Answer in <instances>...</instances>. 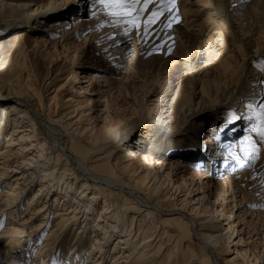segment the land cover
Masks as SVG:
<instances>
[{
	"label": "bare ground",
	"instance_id": "1",
	"mask_svg": "<svg viewBox=\"0 0 264 264\" xmlns=\"http://www.w3.org/2000/svg\"><path fill=\"white\" fill-rule=\"evenodd\" d=\"M58 1L0 0V97L5 98L0 100V260L7 264H264L263 251L248 253L250 238L258 234L256 238L262 240L264 233L244 230L246 222L241 218L247 213L264 222L259 177L264 172V141L256 131L258 120L247 118L248 104L256 110L264 104L260 90L264 85L259 82L264 73L255 66L264 60V20L257 5L252 0H212V8L180 6L176 23L200 37L208 31L192 66L188 62L189 74L201 70V80L189 89L170 88L166 109L155 116L149 104L147 115L138 120L165 127L166 112L175 109L170 118L177 117V125L178 117L226 103L220 107L225 108L222 117L210 118L206 147L193 136L183 143L169 142L172 148L165 151L167 142L160 136L146 137L148 147L121 148L136 116L124 119L121 126L103 120L105 107L98 106L108 100L101 87L95 84L90 91L92 82L87 78L81 80L87 85L71 84L72 75L90 77L76 65L102 69L100 61H104L124 70L125 61L145 50L141 39L132 32L108 43L95 42L100 44L99 53L85 52V60L71 62L73 69L67 70L68 59L62 53H71L70 59L78 53L71 50L70 38L94 41L104 29L112 33L121 28L106 23L103 13L91 16L92 0H79L73 7L68 0ZM81 14L91 20H83ZM101 23L110 26L98 28ZM123 42L129 45L121 46ZM115 45L120 47L110 48ZM131 46L133 54L115 58L118 51L130 52ZM107 79L109 86L116 87L113 77ZM232 115L241 119L231 120ZM249 139L259 148L255 162L244 154ZM173 150L176 154L170 156ZM229 151L253 166L241 167ZM200 176L206 180L201 182ZM247 193L253 201L246 200ZM228 251L233 254L225 255Z\"/></svg>",
	"mask_w": 264,
	"mask_h": 264
},
{
	"label": "rangeland",
	"instance_id": "2",
	"mask_svg": "<svg viewBox=\"0 0 264 264\" xmlns=\"http://www.w3.org/2000/svg\"><path fill=\"white\" fill-rule=\"evenodd\" d=\"M60 1L61 0H59L58 2ZM78 1L79 0H68L67 4L69 3L73 7L78 3ZM210 1L212 0H177L176 7L175 9H173L174 15L180 18V15L176 14L178 13L180 6L183 5L185 8L190 7L191 9H195V7L201 8L202 6L200 4L207 5L209 6V8H212L209 4ZM231 3L234 4L233 1ZM253 4L257 5V8L259 9V18L261 21H263L264 0H252V5ZM152 6V9L157 7V5ZM84 8L88 12L89 8L87 7V5H85ZM152 9H150V11H152ZM204 12L205 11H203L202 14ZM81 17L83 18V20H91V18L87 14H81ZM46 24L44 25V27L46 26ZM172 25L173 26H171L170 29L167 30V35L161 33L162 38L160 40H157V44L163 43L164 46L166 43H168L166 47L163 46L158 51H154L152 49L153 43H148L147 45L149 47H147L146 44L144 46V43L140 40L139 44L141 43L145 50H143L142 52H138V55L136 57L130 58L125 61V65L121 67V69L124 67V70L122 71L112 63H105L104 61H100V64H102V69H97L96 67L77 68V66L79 65H76L75 69L82 73L84 70V73L90 74V77H81V79H79L74 78V75H72L71 84L73 83L77 87L87 85V82H81L83 78H87L92 82L88 88L90 91H92L93 86L96 84L101 87L100 92L106 94V99L108 101H103L102 104L98 106L100 108L105 107V111L100 117L101 119L103 118V120L118 122L121 126V124H124V119L128 120L129 117L136 116L129 122V129L125 135V139L123 140L121 148L130 147L134 150H137L136 146L148 147V142L150 140L146 141V137L149 136L151 137V140L158 138V136L165 138V143L167 142L165 151H169L172 148L170 146H167L169 145V142H176L182 140L181 143H183L188 139H192L193 136H196L198 138V142L202 144V147H206L210 143L207 140V134L209 133H207V130H209L208 125L210 118L212 116L222 117V110L224 111L225 108L220 109V107H222L226 102L218 103L221 104L220 107L215 105V107L209 106L198 111L196 114H188L183 118L178 117L179 123L177 125H174V120L177 117L170 118L172 113H174L175 109H173L171 113H168V111L166 112V114H169V118L166 117L168 125H166L165 127L161 126V124L158 125V128L151 127L152 125L149 122H145V119L144 121L138 120L141 117H145L144 115H147V106L149 104L153 105L152 114L155 116L156 114L161 113L162 109L165 110V98L168 99L167 94H169L168 90L170 88L179 87L189 89L190 87H192V85L198 84L201 80V70L191 72V74H189V72L187 71L189 70L188 62L189 64H191L190 62L194 63L196 50L202 45L200 41L205 43L204 40H206L205 38L208 36V31L204 32L206 35L200 37L199 35L195 34L192 30H188V28H185L183 25H179L176 22ZM104 26L107 27L110 25ZM105 30L106 29H104L103 34L98 35V37H96L94 41H92V39L90 41L85 39H76L75 37L70 38L67 41L70 42L69 46L71 47V50L73 51L74 49H76L78 52L77 55L79 54V56L76 55L75 59H70L71 53H62L66 57V59H68L67 70L73 69L71 68V62L85 60V52L88 55H95V53H99L100 44H96L95 42L108 43L111 40H117L124 35L123 32H121V29L118 32L116 30H111L112 33H104ZM251 30L255 32L252 26ZM82 37L85 38V35H82ZM215 38L216 37L213 36L211 40L215 41ZM120 45L127 46L129 45V42H123ZM120 45L111 46L110 48L113 49L117 46L120 47ZM143 47L142 49H144ZM169 47H171L172 49L171 52L168 51ZM57 48L58 50H60L62 47L58 46ZM133 48L134 47L131 46V51H127L126 53H122L123 51H118V54L115 56V58L117 59L120 55L124 54H128V56H130L131 54H133ZM63 55H61L60 57L58 56V59H61ZM182 56H185L186 59L189 60H185V58H183ZM202 64H204L203 61L200 62V65ZM190 66H192V64ZM193 71H195V68L193 69ZM113 74H117L119 76H114ZM107 76L113 77L115 79L114 82L117 84L116 87L114 85L109 86L110 82L107 79ZM260 90H262L264 93V88L261 87ZM152 92H154L153 95ZM89 96L93 98L92 94H89ZM221 96L222 95H219L218 98ZM0 100L5 102V98L3 97H0ZM94 102L97 105V102L95 100ZM226 106H228V104ZM200 121L204 122V124L207 123V125L197 126V123ZM97 122H102V120L99 119ZM149 130H152L151 134H149ZM203 137H205V139L201 142ZM170 154V156H172L173 154H176V152L173 150V152H171ZM205 167L206 165L202 164V168ZM223 175L224 177H226L225 174ZM205 180L206 179H203V176H200L201 182H204ZM204 185H206V183ZM206 188H209L208 184L206 185ZM31 194L32 192L24 199V203L22 204L23 208L27 205V200L30 198ZM241 197L242 195H238V199ZM253 199L254 198L252 194L247 193L246 200L253 201ZM249 201L247 203L249 205H252V203H250ZM240 202L241 201H239L238 203ZM242 204H244V202ZM241 209L242 208H240V210ZM18 217L16 218V222L18 221ZM241 218L243 219L242 221H244V223L246 222L245 225L242 226L244 227V230L249 231V229L254 228L255 231H260L261 234L264 233V222H262L261 219L255 217L254 215H247V213H244ZM257 235L258 234L253 235L250 238V241L248 243V248L250 251H248V253L251 252L253 254H259L262 251L264 253V239L261 240L256 238ZM6 242L7 241L3 243ZM113 244L114 242L112 239L109 241L108 247L112 248ZM223 248L224 247H222V249ZM231 254H233V251H228V253L225 255L230 256ZM214 256V253H212L213 261L215 263ZM0 264H7V262L5 261V259H2L0 260Z\"/></svg>",
	"mask_w": 264,
	"mask_h": 264
},
{
	"label": "snow or ice",
	"instance_id": "3",
	"mask_svg": "<svg viewBox=\"0 0 264 264\" xmlns=\"http://www.w3.org/2000/svg\"><path fill=\"white\" fill-rule=\"evenodd\" d=\"M176 3L177 0H92L91 16L96 17L98 13H103L107 17L106 23L121 28L125 36L135 32L144 44L153 43V50L158 51L164 45L163 43L156 44L154 41L162 38L161 33L167 35V30L170 29L172 24L179 21V17L174 16L173 12ZM150 5H157V7L145 16ZM97 27L103 28L104 24H98ZM171 50V47H169L168 51L171 52ZM255 66L261 73H264V60H260ZM259 82L264 85V78H261ZM247 108L251 113L247 118L252 119L255 117L258 120L256 131L260 139L264 141V104H260L258 110L253 104H248ZM230 119L239 120L241 117L232 115ZM246 143L249 151H245V156L249 161H257L259 159V148L256 143L251 139ZM224 147L231 149L232 146L225 145ZM228 156L239 162L241 167L253 166L252 163L245 165L240 162L239 157L234 156L231 151H229ZM259 177L261 188L264 190V172L259 173ZM260 206L264 207V205Z\"/></svg>",
	"mask_w": 264,
	"mask_h": 264
}]
</instances>
